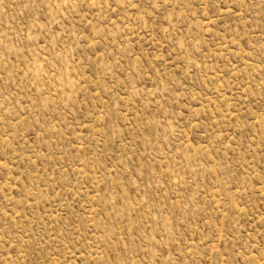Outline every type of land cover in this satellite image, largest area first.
<instances>
[{
    "label": "rangeland",
    "instance_id": "obj_1",
    "mask_svg": "<svg viewBox=\"0 0 264 264\" xmlns=\"http://www.w3.org/2000/svg\"><path fill=\"white\" fill-rule=\"evenodd\" d=\"M0 264H264V0H0Z\"/></svg>",
    "mask_w": 264,
    "mask_h": 264
}]
</instances>
